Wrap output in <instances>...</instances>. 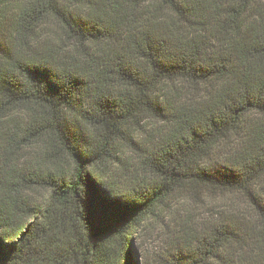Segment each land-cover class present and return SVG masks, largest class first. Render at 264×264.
Wrapping results in <instances>:
<instances>
[{"label":"trees","instance_id":"obj_1","mask_svg":"<svg viewBox=\"0 0 264 264\" xmlns=\"http://www.w3.org/2000/svg\"><path fill=\"white\" fill-rule=\"evenodd\" d=\"M0 44L4 264H138L176 189L229 200L159 264H264V0H0Z\"/></svg>","mask_w":264,"mask_h":264},{"label":"rangeland","instance_id":"obj_2","mask_svg":"<svg viewBox=\"0 0 264 264\" xmlns=\"http://www.w3.org/2000/svg\"><path fill=\"white\" fill-rule=\"evenodd\" d=\"M135 141L143 146L142 140L135 138ZM14 148L17 149L16 156L21 158L17 163L19 171L25 174L31 172L32 168L39 167L37 166L39 160L37 147L29 149L17 144ZM134 151L136 153L128 151L122 153L121 157L127 161L133 175L148 179L151 174L148 171L144 173V170L137 167L138 155L143 151ZM4 156L5 154L0 152V180L9 172ZM40 158L42 160V155ZM25 196L35 205L42 204L48 196V190L44 187H33L26 190ZM227 198H229L227 195H210L205 198L204 191L196 194H184L179 189L173 191L164 201L162 211L146 220L132 237L138 264H159L175 256L179 248L183 251L186 248L193 249L200 234L201 222L217 212L219 206L226 204L229 200Z\"/></svg>","mask_w":264,"mask_h":264},{"label":"snow or ice","instance_id":"obj_3","mask_svg":"<svg viewBox=\"0 0 264 264\" xmlns=\"http://www.w3.org/2000/svg\"><path fill=\"white\" fill-rule=\"evenodd\" d=\"M5 51L6 49L3 47L2 44H0V54H3ZM261 185L264 186V179H261ZM253 199H257L254 194H253ZM257 203L262 209H264V200L258 199ZM99 210L101 212L104 211L102 207ZM6 249H7V246L3 243L2 239H0V264H4ZM129 264H134L131 254H130Z\"/></svg>","mask_w":264,"mask_h":264},{"label":"clouds","instance_id":"obj_4","mask_svg":"<svg viewBox=\"0 0 264 264\" xmlns=\"http://www.w3.org/2000/svg\"><path fill=\"white\" fill-rule=\"evenodd\" d=\"M68 2H69V0H54V3L57 5V7L63 6V5H67ZM0 55H2V54H0ZM65 98L71 99L70 92L65 96ZM261 179H264V177H262ZM248 188L253 191V194L255 196H257V193H256V180L255 179L249 180ZM259 199L260 200H264V193H260L259 194Z\"/></svg>","mask_w":264,"mask_h":264}]
</instances>
